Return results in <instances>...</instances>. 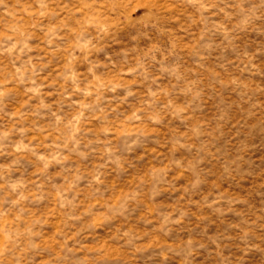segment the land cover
Listing matches in <instances>:
<instances>
[{"label":"rangeland","instance_id":"1","mask_svg":"<svg viewBox=\"0 0 264 264\" xmlns=\"http://www.w3.org/2000/svg\"><path fill=\"white\" fill-rule=\"evenodd\" d=\"M0 264H264V0H0Z\"/></svg>","mask_w":264,"mask_h":264}]
</instances>
